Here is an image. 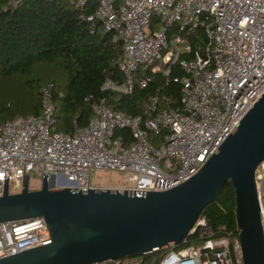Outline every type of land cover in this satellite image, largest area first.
Returning <instances> with one entry per match:
<instances>
[{
  "label": "built area",
  "instance_id": "obj_1",
  "mask_svg": "<svg viewBox=\"0 0 264 264\" xmlns=\"http://www.w3.org/2000/svg\"><path fill=\"white\" fill-rule=\"evenodd\" d=\"M89 1L72 3L84 11ZM86 19L93 30L100 23L123 50L115 64L124 79L108 77L102 90L131 94L139 69L150 71L140 81L147 87L153 73L169 82L179 67L182 74L173 80L182 105H170V98L157 92L144 103L143 115L131 116L102 97L92 102L88 125L67 133L54 131V84L41 85L39 115L0 124V197L5 177L9 193H20L24 174L34 169L55 176L53 189L95 187L92 170L99 169L127 172L120 190H168L204 166L264 93V0H98ZM199 28L206 44L195 50L189 33ZM152 134L162 135L160 145ZM256 185L264 230V161ZM195 234L204 239L201 248H172L156 264H244L238 234L214 237L201 214L184 242ZM51 242L41 216L0 222V258ZM94 264H123V259Z\"/></svg>",
  "mask_w": 264,
  "mask_h": 264
},
{
  "label": "water",
  "instance_id": "obj_2",
  "mask_svg": "<svg viewBox=\"0 0 264 264\" xmlns=\"http://www.w3.org/2000/svg\"><path fill=\"white\" fill-rule=\"evenodd\" d=\"M263 161L264 93L204 166L168 190L53 189L55 176L44 172L40 188L30 189V177L24 174L22 192L10 194L5 177L0 222L41 216L52 242L2 257L0 264H94L178 246L227 182L235 191L244 264H264L256 185V171Z\"/></svg>",
  "mask_w": 264,
  "mask_h": 264
},
{
  "label": "trees",
  "instance_id": "obj_3",
  "mask_svg": "<svg viewBox=\"0 0 264 264\" xmlns=\"http://www.w3.org/2000/svg\"><path fill=\"white\" fill-rule=\"evenodd\" d=\"M97 5L98 0H90L81 11L72 0H0V124L18 115H39L40 87L45 83L55 86L56 127L67 133H72L76 125H88L92 102L102 97L113 108L131 116L143 115L144 103L157 92L167 95L170 105H182L180 85L173 80L182 74L179 67L174 68L169 82L161 72L153 73L147 87H142L140 81L150 71L139 69L131 94L102 90L106 78L124 79L115 64L123 50L111 34L104 33L100 23L93 30L92 22L86 19L87 14H94ZM189 34L195 50L204 47L206 39L201 28ZM49 72L56 75L57 81L47 77ZM13 96L20 99L21 108L8 102L7 98ZM90 96L92 99H88ZM201 215L206 217L214 237L232 238L238 234L235 191L230 182ZM198 239L199 234H195L188 242L141 256L158 262L170 249Z\"/></svg>",
  "mask_w": 264,
  "mask_h": 264
},
{
  "label": "rangeland",
  "instance_id": "obj_4",
  "mask_svg": "<svg viewBox=\"0 0 264 264\" xmlns=\"http://www.w3.org/2000/svg\"><path fill=\"white\" fill-rule=\"evenodd\" d=\"M50 75H48L47 77L50 79H54L57 81V77L55 74H53L52 72H49ZM41 78V77H38ZM10 102L13 104V106H18L20 107V99L13 96L10 98H7ZM54 131H61L60 127H56L54 129ZM165 132L162 133V135ZM153 135V140L156 139L155 144L156 145H160V139L162 138V135L160 136H154ZM30 177V187L32 189H37L39 188V185L42 183V179H43V173L41 170L39 169H34V170H30L27 173ZM128 173L124 172V171H118V170H99V169H93L92 170V183L94 184L95 187H99V188H107V187H111V188H116V187H121L122 184L125 183V180L127 178ZM204 242V239H198V240H192L191 242L188 243V245H192L196 248H201L202 244ZM142 256H127V257H122L123 259V264H129L130 263H138V264H156V259L153 258L151 260H146Z\"/></svg>",
  "mask_w": 264,
  "mask_h": 264
}]
</instances>
